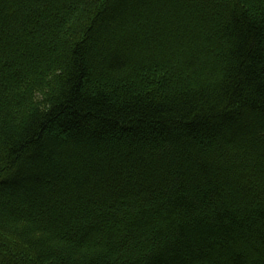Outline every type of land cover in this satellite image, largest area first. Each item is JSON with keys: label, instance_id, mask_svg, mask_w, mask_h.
Listing matches in <instances>:
<instances>
[{"label": "trees", "instance_id": "trees-1", "mask_svg": "<svg viewBox=\"0 0 264 264\" xmlns=\"http://www.w3.org/2000/svg\"><path fill=\"white\" fill-rule=\"evenodd\" d=\"M0 264H264V0H0Z\"/></svg>", "mask_w": 264, "mask_h": 264}]
</instances>
